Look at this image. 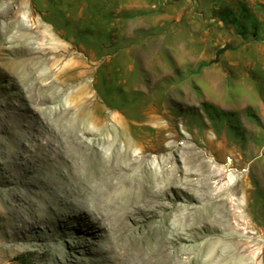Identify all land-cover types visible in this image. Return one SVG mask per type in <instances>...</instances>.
I'll list each match as a JSON object with an SVG mask.
<instances>
[{"label": "rangeland", "instance_id": "rangeland-1", "mask_svg": "<svg viewBox=\"0 0 264 264\" xmlns=\"http://www.w3.org/2000/svg\"><path fill=\"white\" fill-rule=\"evenodd\" d=\"M13 7L21 20L18 31L26 26L33 30L28 41L32 51L47 48L54 56L63 54L61 69L81 61L78 71L87 81L97 68L99 78L89 95L99 106L89 111H110L106 123L113 132L114 161L125 158L118 155L122 146L129 148L127 158L132 159L138 147L155 141L162 152L147 157L145 169L165 168L164 146L173 140L179 179L162 203L175 204L170 215L176 226L192 206L185 196L195 195L199 203L194 205L222 212L221 224L254 233L249 242L252 259L245 261L230 251L231 244L215 245L211 239L217 233L200 230L198 223L188 228L184 240L176 241L175 261L180 263L181 255L186 264H264V0H17ZM7 19V14L0 15V26L7 29L5 41L12 38ZM39 65L38 72L43 68ZM107 66L110 75L105 80ZM30 77L0 70V129L27 134L7 138L10 148L0 145V264H156L134 257L132 242L125 250L112 223L104 220L105 231L94 221L95 214L108 209L98 208L91 190L104 188L115 176L100 171L95 149L77 152L74 161L69 158L73 169L61 160L62 154L75 153L73 128L52 110L63 112L69 106L70 89L41 106ZM157 127L163 128L162 135ZM35 134L48 145L39 148ZM99 144L103 151L105 144ZM213 167L225 173L216 179ZM203 183L209 184L208 190ZM191 184L195 186L188 189ZM194 230L203 238L191 237L198 234ZM202 242L206 244L200 246Z\"/></svg>", "mask_w": 264, "mask_h": 264}, {"label": "bare ground", "instance_id": "bare-ground-1", "mask_svg": "<svg viewBox=\"0 0 264 264\" xmlns=\"http://www.w3.org/2000/svg\"><path fill=\"white\" fill-rule=\"evenodd\" d=\"M14 1H17V0H13L10 3L3 5L2 0H0V6H2V7H0L1 8L0 9V15L7 14V16H8L7 20H9L11 22L9 25L12 26V28H11L12 38L8 41H5V39H6L5 38V32L7 31V29L3 26H0V65H1L0 70L2 68H4L5 71L9 72L12 75H15L16 72L22 71L24 74L31 76L32 78L31 77L30 78L33 79L35 91L38 94V96L36 97V101L39 105L42 104L44 106V105H47L48 103L50 104L51 102L56 100V98H58L60 95H62V93L66 92L68 89H70V91L67 93L69 106L65 107L63 109V112L62 111H56V109L54 110L53 108H51V109H53L52 114L55 118L57 117L58 120L60 118V120H62V121L65 120L73 128V130H71L72 137L70 138V141L74 145L73 150L75 151V153L68 152V156L60 154L61 160L64 159V161H66L68 164V168H71L72 161H70L69 158H72V160L74 161L73 157L74 158L76 157V156H74V154H77V152H79V153L84 152L86 150L94 151V149H95L96 150L95 153L101 157L99 162L102 163V168L100 171H107L108 175L115 176L114 180H110L107 183L105 182L106 184L104 185V188H101L99 190H95L96 188H94L93 190H91V191H94L92 193L94 195H96V198H95V196H94V198H95V204H97L98 208L102 207V209H108V210H106L107 212L104 214H101V216H99L100 213L98 215L95 214L94 215V221L96 223H100L101 227H103V229L105 231H107L108 229H107V224H105L104 220L105 221L107 220L108 222L112 223L111 230L114 232L115 237L118 240L122 241V245H123L125 250H128L130 247H132L133 250H130V251H134L133 253H136L134 257H138V259H140L141 262L146 261V260H149V261L153 260V261H156V264H186L185 263L186 258H182L181 255H180V257L182 259L181 262L177 263L175 261V253H176L175 251L177 250V249H175V246L178 243V242L176 243V241L177 240H180V241L184 240L185 237H187L189 235L190 230L188 228H191V226H193V225H198V223L200 225V227H199L200 230L208 231V232L211 231V232L217 233L218 236L211 239L215 243V245L216 244H231L233 247L230 249V251L237 254L238 258H240V259H244L245 261L249 260V258H251L250 253L252 252L250 249L249 242L253 241V239H254L253 234L254 233L249 232V231H247V232L241 231L242 228H240L239 226L234 225V224L229 225L228 227L221 224L222 212L210 210L209 205H203L202 207H201V205L200 206L194 205V204L199 203V199L195 195H186V196L184 195L186 197V199L192 203V206L188 207L189 211L185 212V214L183 215V216H185V221H183L181 226H176L175 223L173 222V220L171 219V218H173V216L170 215L171 214L170 211L174 210L175 204L172 203V201H171V203L169 205H164L162 203V200H163V195L167 194L166 191L174 189L175 185L179 179L177 176V165H176L177 163H176V158L174 156L173 140H170L168 142V144L167 145L165 144V146H164L165 147L164 149L165 150L167 149V151H168V152H164L165 154L167 153V158H165V161H164L166 163L165 168H151V169L148 168L149 170L145 169V165L143 163L144 160L147 157H150L151 154L155 155V154H159L160 151L162 152L163 146L158 145L155 141H150L151 143H146V144H143L140 147H138V149H140L139 150L140 152L137 153L138 155L136 154L137 156H135L132 159L127 158V157H129L127 155L130 154L129 148L122 146L123 148L118 149V155H121L120 158H122V156L123 157L125 156V158L121 162H119V159H117L115 161L113 160L112 145H113V138L114 137L112 134L113 133L112 129H110V127H108L107 123H106L108 120L110 121V118H111L110 111L103 110L102 115H101V113L99 115L96 114L95 111L94 112L89 111L90 109H93L95 106H99V105H96V102L94 103V100H92L93 99L92 96L89 95L90 88L97 83L98 78H99L97 68H95L93 71V74H92L93 78L90 81H87V80H85L83 73L78 71V68L82 64L81 61L74 64L73 66H68V67H66L65 66L66 64L64 63L65 67L61 69L60 63H61V59H63L62 58L63 54H57V55L55 54V56H54L50 53L52 51L49 52L47 48H43V49L38 50V51H36V50L32 51V49L29 46L30 43H28V41L33 37V34H32L33 30L31 28V26H26L24 30L18 31L17 26L19 25L21 20L19 17L16 16V13L19 11L16 12L13 10L14 9V7H13ZM17 4H18V2H17ZM3 17H5V16H3ZM39 33H42V32L38 31V34ZM6 44H8V45H6ZM39 64L43 65V68H42V70L40 69V72H38L39 70H37V68L40 66ZM62 67H63V65H62ZM40 68H41V66H40ZM104 70L106 71V73H105L106 79L105 80H107L109 78V75H110L109 66L104 67ZM28 80L30 81V79H28ZM62 104H64V102ZM94 104H95V106H94ZM33 106L34 105H32V107ZM60 106H61V104H60ZM30 107H31V105H30ZM30 107H29V109H30ZM36 107H37V105H36ZM104 109H106V108H104ZM40 111H38V112H40ZM12 113H14V112H12ZM49 113L50 112H48V114ZM20 115H22V114H20ZM49 115H51V114H49ZM38 116L37 115L35 116L36 119L38 118ZM7 117L9 118V115H7ZM4 118H5V116H4ZM11 118H13V117H11ZM15 118H17V117H15ZM3 121H5V120H3ZM16 121H17V119H16ZM55 121L56 120H54V123H55ZM46 122H47V120H46ZM12 124L13 123H11L10 126ZM22 126L23 125H21V127ZM56 126H58V125H56ZM61 126H64V125H61ZM15 127H14V129H15ZM166 127H167V125H166ZM169 127H170V125H169ZM18 128H19V126H18ZM55 128H53V130ZM66 128H65V130H66ZM157 128H160L157 130L158 134L162 135L163 128L162 127H157ZM8 129H11V128H8ZM116 129H118V127ZM7 130L6 129H2V130L0 129V134H3L0 137V145H3V146L5 145V147H7V148H10L12 146V145L11 146L8 145V143H5V140L7 138L17 139V137H18V139H20V137H22V135L25 134V133H23L24 130H23V132H21V131L20 132H16V131L13 132V131H7ZM33 130H35V129H33ZM50 131L52 132V130H50ZM57 131H58V128H57ZM117 132H118V134L120 133L119 131H116V133ZM41 133H42V131H41ZM25 135H27V134H25ZM47 135H48V133H47ZM57 135H59V134H57ZM100 135H103L102 139L99 138ZM39 136L37 134L34 135V140H35V142H37L36 143L37 146L40 148V147H44L46 144L48 145L49 141L46 139L48 142L47 141L42 142L40 140ZM50 136H48V137H50ZM166 136H167V134H166ZM54 137H52V138H54ZM155 137H158V136L156 135ZM169 137H170V135H169ZM42 138H43V136H42ZM131 139L133 140V138H131ZM24 140H22V141L24 142ZM50 140H51L50 142H52L54 139L50 138ZM162 140H163V138H162ZM100 141L105 144V146L103 147L104 148L103 151L100 149L101 147L100 148L98 147V144L101 143ZM23 142H21V143H23ZM60 143H61V140H60ZM114 143L117 146L115 140H114ZM65 144H64V146H65ZM55 145H56V143H55ZM21 146L26 148L28 145L24 144ZM51 146H54V145H51ZM58 146L60 147V145H58ZM30 148H32V147H30ZM55 149H56V147H55ZM59 151H60V148H59ZM21 153H24V151L22 149H21ZM55 153H57L59 155L58 150ZM7 154H9V153H7ZM165 154H163L164 157H165ZM18 155H20V154H18ZM23 155H25V154H21V159H22ZM175 155H176V153H175ZM47 159H51V158H47ZM88 159H89V157H88ZM155 159H157V158H155ZM198 159H199V157H198ZM4 160H3V163H5ZM58 160H60V159H58ZM161 160H162V158H161ZM92 162H94V161H92ZM164 162L162 161V163H164ZM1 163H2V161H1ZM56 163H54V164H56ZM153 163H154V161H153ZM155 163H156V160H155ZM157 163H158V160H157ZM60 164L61 163H59V165ZM94 164H96V163H94ZM197 164H199V163H197ZM59 165L57 166V168L59 167ZM93 166L96 167V165H93ZM98 166H99V164H98ZM60 167H59V170H61ZM65 167H67V166L65 165ZM161 167H162V165H161ZM210 167H211V164H210ZM53 168H52V170H53ZM71 169H73V168H71ZM221 169H219L217 167L212 168L213 173L214 172L218 173V174L215 173V174H217V175H215L216 179H217V177L219 178L222 176L224 171L221 172ZM47 170H48V168H47ZM47 170H45L46 174H48L47 172L49 171V170L48 171ZM52 170L50 169V172H52ZM145 170L147 171V173L145 172ZM53 171H54V173L56 172L55 170H53ZM67 171H71V170L68 169ZM74 172H73V175H75ZM52 173L51 174L49 173V174L54 176V174H52ZM64 173L66 175V172H64ZM52 176H50V178L49 177L48 178L52 179L51 178ZM69 176H68V178H69ZM71 176H72V174H71ZM44 177H43V179H44ZM54 179H55V177H54ZM72 179H75V182H76V177L72 178ZM69 180H71V179L69 178ZM80 180H82V179H80ZM95 181H96V179H95ZM197 181H198V178H197ZM54 182L56 183L55 180H54ZM67 182H68V180H67ZM70 182H72V181H70ZM199 182L202 183L201 180H199ZM195 183H197V182H195ZM219 183H220V181H219ZM186 185H188V184H186ZM202 185L205 188V190H208V188H209L208 183L207 184L203 183ZM193 186H195V185L191 184L190 187H188V189L192 188ZM199 186H197V187H199ZM99 187H100V185H99ZM65 188H66V186H65ZM65 188H63V189H65ZM84 188L86 189V186H84ZM80 190H81V188H80ZM248 190H249V188H248ZM83 192H84V190H83ZM87 192H90V191L87 190ZM84 193L86 194V192H84ZM179 194H180V192H179ZM90 195H88L89 196L88 198H90ZM206 196L207 195H205L204 197H206ZM86 197H87V195H86ZM213 198H214V196H213ZM90 200H92V198ZM211 200L212 199L210 198V201ZM216 200H218V199H215V201ZM217 202L220 204L221 201H217ZM204 204H206V203H204ZM214 205H215V207L217 206V204H214ZM45 206L46 205H44V207ZM194 208H195V210H192ZM204 208H206V209L208 208L209 210H203ZM95 210H97V209H95ZM196 211L199 213H195ZM235 213H237V212H234V214ZM234 214H233V216H234ZM41 215H43L42 212L40 213L39 216H41ZM223 215H224V212H223ZM226 216H228V215H226ZM170 219L172 220L173 224L170 221ZM191 220L194 222L190 223ZM238 223H240V222H238ZM230 224H232V223H230ZM194 232H196V231L194 230ZM196 233H198V234L192 235L191 237H194L195 239H197L198 237H199V239L203 238L199 232H196ZM202 235H204V234H202ZM131 242L134 243V246H132V244H130L129 248H128L127 244L131 243ZM188 243H190V242H188ZM204 244H206V242L205 243L202 242L199 245L204 246ZM178 256H176V257H178ZM253 259H254V257H253ZM187 262H189V261H187Z\"/></svg>", "mask_w": 264, "mask_h": 264}]
</instances>
